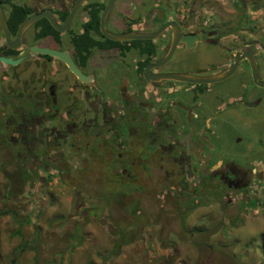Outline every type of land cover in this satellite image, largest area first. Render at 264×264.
I'll return each instance as SVG.
<instances>
[{"label": "flooded vegetation", "instance_id": "1", "mask_svg": "<svg viewBox=\"0 0 264 264\" xmlns=\"http://www.w3.org/2000/svg\"><path fill=\"white\" fill-rule=\"evenodd\" d=\"M108 1H83L63 32L36 24L44 17L36 20L13 49L0 27V47L11 50L0 55L19 59L0 62V138L22 169L42 184L49 174L55 183L75 180L77 173L105 177L111 189L135 186L144 178L165 193H178L185 203L210 197L215 187L234 195L251 187L262 193L264 137L257 138L254 151L234 154L226 145L228 128L244 122L246 109L261 103L255 91L263 87L254 82L244 53L258 50L253 54L256 79L264 81L259 75L262 29L240 25L241 16L232 26L199 23L197 15L166 9L161 0L147 11L145 0H113L104 19L108 32L150 34L175 23L153 39L115 41L100 28ZM74 2L42 10L62 24ZM0 6L13 40L19 24L8 23L9 7ZM93 6L98 9L94 28L88 25ZM31 46L65 52L83 79L62 59L32 52ZM236 60L234 70L220 80L158 79L167 73L211 79ZM159 61L165 62L155 66Z\"/></svg>", "mask_w": 264, "mask_h": 264}, {"label": "rangeland", "instance_id": "2", "mask_svg": "<svg viewBox=\"0 0 264 264\" xmlns=\"http://www.w3.org/2000/svg\"><path fill=\"white\" fill-rule=\"evenodd\" d=\"M12 1L34 11L70 3ZM157 1L145 0V11ZM160 4L197 15L207 25L232 26L241 16L240 25L262 29L264 35V0ZM257 94L261 103L245 108L244 122L226 131V145L234 154L256 150L257 138L264 137V87H256ZM77 175L55 183L49 174L42 184L22 169L0 138V264H264V189L234 195L215 187L210 197L185 203L178 193H165L144 178L135 186L111 189L105 177ZM118 239L121 244L112 251Z\"/></svg>", "mask_w": 264, "mask_h": 264}, {"label": "water", "instance_id": "3", "mask_svg": "<svg viewBox=\"0 0 264 264\" xmlns=\"http://www.w3.org/2000/svg\"><path fill=\"white\" fill-rule=\"evenodd\" d=\"M86 0H75V2L72 4L69 12L66 15V18L64 20V22L62 24H58L55 22V20L53 19L50 11L47 10H42L38 13H33L31 15H29L28 17H26L18 26L17 31H16V35L15 38L13 40L9 39V35H8V25L6 22V18L3 12L2 7L0 6V27L2 30V33L4 34L5 37V42L6 44L10 47V48H17L20 46V38L21 35L23 33V31L29 26L31 25L33 22H35L36 20L44 17L46 18L49 23L51 24V26L53 28H55L57 31L59 32H63L66 27L68 26V23L70 21V18L72 17L74 11L77 9V7ZM113 0H109L108 3L106 4L105 8L103 9L102 13H101V17H100V28H101V32L104 34V36H106L108 39L111 40H115V41H121V40H128V39H153L155 38L160 31L163 29V27L169 25V24H174L173 22H168L165 23L162 27H160L157 31L150 33V34H140V33H135V32H123V33H111L108 32L104 29V19L105 16L107 14V12L109 11L111 5H112ZM175 46V42H173L171 49L169 51V53L166 55V57L163 58V60H165L166 58H168L170 56V54L172 53V50ZM30 50L32 52H36V53H41V54H48V55H52V56H56L60 59H62L63 61H65L69 68L74 71L79 78L83 79L82 76H79L78 71L74 68L70 58L68 57V55L65 52H60L57 50H53L47 47H35V46H31ZM258 50H253L250 52H246V54L244 53V56L249 60L250 62V66H251V70H252V77L253 80L256 84H258L259 86L264 87V81H257L256 79V72H255V62L253 59V54H255ZM264 51V50H263ZM241 56H239L237 58L240 59ZM19 59H12L11 57H5V56H1L0 55V62L4 63V64H15L18 62ZM231 65L229 67V69L225 72H223L221 75L211 78V79H203V78H197V77H192V76H188V75H184V74H180V73H167V74H161L159 75V78H165V79H173V80H181V81H187V82H198V81H208V80H220L222 78H225L226 76H228L235 68L237 61ZM163 62L165 61H159L155 64V66H159L161 65ZM144 76L146 78H148L149 76V67H147L144 70Z\"/></svg>", "mask_w": 264, "mask_h": 264}, {"label": "trees", "instance_id": "4", "mask_svg": "<svg viewBox=\"0 0 264 264\" xmlns=\"http://www.w3.org/2000/svg\"><path fill=\"white\" fill-rule=\"evenodd\" d=\"M0 4L1 5H8L9 10H10L8 23L15 22V26L20 24L29 14H31L34 11L30 6H28L26 4L14 3L12 0H0ZM92 11H93V15L91 16V19L88 22V25H90L91 27L94 28V27H96V22H97V18H98V16H97L98 9L93 6ZM64 15H65V13L61 14V19H63ZM36 24L44 25L46 28H49V30L54 31L51 28L50 23L47 20H45L44 18L37 21ZM107 41L111 42L113 44L117 43V42H113V41H109V40H107ZM1 51H2V54H4V55L11 53V50L6 49V52H4L3 48L0 47V52ZM120 244H121L120 239L116 240L113 244V250L112 251H116L119 248ZM109 258H110V256H104V260H107Z\"/></svg>", "mask_w": 264, "mask_h": 264}]
</instances>
